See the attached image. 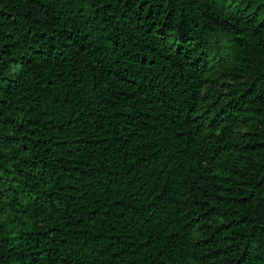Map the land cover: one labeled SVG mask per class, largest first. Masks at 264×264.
I'll return each instance as SVG.
<instances>
[{"label": "trees", "instance_id": "1", "mask_svg": "<svg viewBox=\"0 0 264 264\" xmlns=\"http://www.w3.org/2000/svg\"><path fill=\"white\" fill-rule=\"evenodd\" d=\"M0 264H264V0H0Z\"/></svg>", "mask_w": 264, "mask_h": 264}]
</instances>
